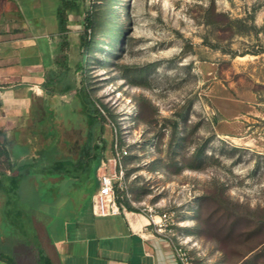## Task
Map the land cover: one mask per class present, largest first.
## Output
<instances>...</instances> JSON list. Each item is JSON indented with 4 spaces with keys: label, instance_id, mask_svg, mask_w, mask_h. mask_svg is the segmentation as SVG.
<instances>
[{
    "label": "rangeland",
    "instance_id": "rangeland-1",
    "mask_svg": "<svg viewBox=\"0 0 264 264\" xmlns=\"http://www.w3.org/2000/svg\"><path fill=\"white\" fill-rule=\"evenodd\" d=\"M69 18L70 70L63 67L52 87H74L49 99L46 146L25 145L46 149V176L57 159L70 169L88 138L83 87L105 117L107 148L94 163L96 177L122 176L117 183L133 212L151 221L165 215L174 232L190 237L195 264H264V0H81ZM35 126L33 138L43 124ZM120 150L126 153L115 163ZM95 183L81 179L70 192L90 198ZM69 202L60 208L72 217ZM14 209L22 240L20 225L36 222ZM11 229L4 219L3 236L15 235ZM31 242L35 256L39 244Z\"/></svg>",
    "mask_w": 264,
    "mask_h": 264
},
{
    "label": "crops",
    "instance_id": "crops-1",
    "mask_svg": "<svg viewBox=\"0 0 264 264\" xmlns=\"http://www.w3.org/2000/svg\"><path fill=\"white\" fill-rule=\"evenodd\" d=\"M61 2L0 0V152L5 150L7 163L0 168V181L7 182L5 174L17 175V195L33 208L26 212L36 222L37 256L43 253L44 264H180L171 240L154 230L150 218L128 210L97 215L94 195L75 199L70 192L81 188L77 177L46 176V165L41 167L46 149L40 153L25 146L32 140L46 146L51 135V122H46L49 99L66 94L46 84L51 75L61 76L62 67L55 62L63 36L58 17ZM68 28L70 35V23ZM35 123L43 127L33 138ZM19 145L23 150L16 149ZM68 201L75 216L61 212ZM46 204L57 207L48 209ZM16 247L19 254L24 252L22 246ZM27 263L22 257L21 264Z\"/></svg>",
    "mask_w": 264,
    "mask_h": 264
},
{
    "label": "trees",
    "instance_id": "trees-1",
    "mask_svg": "<svg viewBox=\"0 0 264 264\" xmlns=\"http://www.w3.org/2000/svg\"><path fill=\"white\" fill-rule=\"evenodd\" d=\"M80 1L81 0H62L59 9H58V17L60 22V29L63 33L62 41L59 45V53L56 57V63L59 64V66L66 67V69L69 71L70 66L68 65V57H69V47H70V41H69V13L70 12H79L80 11ZM85 23L86 27L88 28L92 24V17L91 14H87L85 16ZM85 35L87 37V32H85ZM88 39L83 40L82 45L84 48L88 47ZM84 55V54H83ZM84 60L82 58L81 62L78 64L79 68L83 67ZM62 76V74H61ZM61 76H55L51 75L49 78L47 85H50L51 87L57 82L58 80L61 81ZM74 82H67L66 86L62 91H67L70 89H73ZM79 95L81 96V100L83 103V111H82V123H86L88 128V138L86 142L84 143L81 152L79 154V157H77L75 160L70 161L71 168L67 169L65 171H68L69 177H77L79 180L83 179V181H86L88 179L95 180V188L98 187V181L96 177V169L94 168V163L97 161L98 158H100L106 148H107V139L104 136V132L106 129L105 124V117L103 115V112L100 110L99 106L90 98V95L85 91V88H79ZM2 132L0 131V138L2 136ZM3 153L5 150H1ZM69 163V161H67ZM64 162H61V160H55L54 161V170H50V172L47 175L54 176L56 174H60L58 176H63L66 172L63 171L64 166L67 164ZM76 170V171H75ZM80 172H83L84 175L81 177L79 175ZM92 173H94L92 175ZM17 176V175H16ZM16 176H4V179L7 180V182H4L3 180L0 181V189L4 191L6 197L5 204L2 208V212L0 211V214L3 216V219L1 220V226L2 221L6 219L7 225H9V230H12L11 227H13L15 231V235L11 233L10 231H7V234L3 236V233L1 231L0 226V261L4 262L6 264H21L22 257L24 260H28L27 264H33L37 262V255H31V246L33 240L35 246L38 244V239L36 236V230L33 226L29 224H25L27 227H23V224L20 225V228H22V240H19L17 236V232L19 231V225L18 220H13L12 222V214H13V208L15 213L22 214L26 213V210H22L21 207H18V203L15 202V198H17V189H16ZM13 177V178H12ZM81 178V179H80ZM93 190V191H94ZM115 193H116V199L120 206H125L127 210L129 211H135L136 209L130 204L127 197L125 196V193L121 191L120 186L118 183H116L115 186ZM1 210V207H0ZM27 214V213H26ZM0 215V217H1ZM29 223L31 222V219L28 218ZM15 222V223H14ZM33 222V221H32ZM31 222V223H32ZM13 225V226H12ZM31 226V227H30ZM18 229V230H17ZM13 246H22L23 251L21 254V259H18V257L15 255L13 251ZM3 248V249H2ZM30 250V252H28ZM35 258H34V257ZM38 264H44L43 263V253H40V256L38 258Z\"/></svg>",
    "mask_w": 264,
    "mask_h": 264
},
{
    "label": "built area",
    "instance_id": "built-area-1",
    "mask_svg": "<svg viewBox=\"0 0 264 264\" xmlns=\"http://www.w3.org/2000/svg\"><path fill=\"white\" fill-rule=\"evenodd\" d=\"M125 153V150L116 151L114 158L115 163L117 160L121 159ZM121 177L122 176H118L116 171L103 172L98 175L99 186L93 196V209L97 215L105 216L117 214L127 210L125 206H120L116 199L115 186L118 182V178L120 179ZM159 217V220L153 218L151 224L154 225V230L158 234L164 235L171 240L179 263L195 264L194 258L191 255V247L188 245L190 237L185 233L174 232L165 215H160Z\"/></svg>",
    "mask_w": 264,
    "mask_h": 264
},
{
    "label": "bare ground",
    "instance_id": "bare-ground-1",
    "mask_svg": "<svg viewBox=\"0 0 264 264\" xmlns=\"http://www.w3.org/2000/svg\"><path fill=\"white\" fill-rule=\"evenodd\" d=\"M156 218H157V220H159V219H160V217H159V216H157ZM148 221H149V219H148Z\"/></svg>",
    "mask_w": 264,
    "mask_h": 264
}]
</instances>
